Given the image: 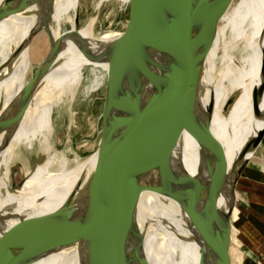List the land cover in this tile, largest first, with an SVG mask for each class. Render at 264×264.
I'll list each match as a JSON object with an SVG mask.
<instances>
[{"label":"water","instance_id":"water-1","mask_svg":"<svg viewBox=\"0 0 264 264\" xmlns=\"http://www.w3.org/2000/svg\"><path fill=\"white\" fill-rule=\"evenodd\" d=\"M182 1L124 2L127 18L109 43L110 78L99 115L100 136L95 150L79 159L92 157L93 161L52 212L47 256L73 250L77 264H126L124 245L114 236L136 220L146 196L160 201L190 183L181 157L188 135L199 156L193 193L199 217L225 255L224 264H244L247 251L240 226V181L264 137V127L250 141L233 175L222 144L210 129L213 92L209 79L217 77L224 60L231 58L224 52L215 74L214 60L223 34L220 24L224 22L226 28L224 16L237 2L192 0L182 13ZM11 3L24 10L33 7L35 0L0 1V22ZM171 9L176 22L190 19L183 24V36L177 43L165 39L167 23L162 14ZM74 27H79L77 11ZM42 29L49 37L47 28ZM213 46L216 54L210 70ZM52 56L48 51L23 90L52 62ZM7 112L0 113V120ZM3 156L0 145V176ZM4 243H0V258L14 247L15 240ZM30 247L20 245L0 264H22Z\"/></svg>","mask_w":264,"mask_h":264},{"label":"bare ground","instance_id":"bare-ground-1","mask_svg":"<svg viewBox=\"0 0 264 264\" xmlns=\"http://www.w3.org/2000/svg\"><path fill=\"white\" fill-rule=\"evenodd\" d=\"M191 1H182L185 5L182 13ZM77 6L78 0H35L33 7L23 10L18 3H11L0 22V113L8 111L0 120V145L4 150L0 243L15 240L14 247L5 251L0 261L27 243L31 247L22 264H77L73 250L47 256L50 219L93 158L69 162L65 156L52 153L27 173L19 188L8 185L15 147L38 135L46 140L53 101L81 82L87 60L109 49V43L116 37V34L94 35L91 23L75 28ZM162 16L167 23L165 39L177 43L183 36V24L190 19L176 22L172 9ZM224 18L232 34L248 31L244 40L247 54L242 63L236 65L233 58H226L220 74L208 78L213 92L210 129L222 144L233 175L250 141L264 127V0H240ZM66 23L69 28H64ZM46 24L58 39L52 62L34 89H30V83L23 90L31 64L30 41ZM210 54L211 70L215 46ZM47 146L48 153L51 149ZM181 157L190 183L160 201L146 196L145 207L136 220L114 236L124 245L126 264H218L219 246L211 239L210 230L194 205L199 156L188 135L182 142Z\"/></svg>","mask_w":264,"mask_h":264},{"label":"rangeland","instance_id":"rangeland-1","mask_svg":"<svg viewBox=\"0 0 264 264\" xmlns=\"http://www.w3.org/2000/svg\"><path fill=\"white\" fill-rule=\"evenodd\" d=\"M10 1L12 0H7V2ZM239 1L234 0V4ZM77 8L78 29L91 23L94 35L118 33L127 18V7L121 0H78ZM69 26L66 23L64 28H69ZM43 27L47 28L50 36L48 37L42 27L34 33L30 41L29 57L31 64L26 74V80L35 73L37 66L46 57L48 51L52 53L54 46L57 44L58 39L52 35L50 26L46 24ZM220 27L223 28V34L219 38L216 60H214L215 74L222 66L224 52V54L234 59L236 65L242 63L247 54L244 49V40L248 35V31L232 34L227 29V24L225 28L224 22L220 24ZM110 65L109 49H104L88 59L82 73L81 82L53 101L50 112V127L45 135L46 138L44 137L46 140L43 139V136L38 135L29 142L18 144L15 147L10 177L8 178L10 188L17 187L25 179L27 173L36 166L41 165L52 153L57 156H65L69 162H73L75 159L89 156L95 150L100 136L99 115L105 86L110 78ZM47 68L48 65L42 68L38 78L31 83L30 89L36 87ZM48 144L51 150L47 153L45 147H48ZM259 156L257 150L255 155L252 156L249 166L255 163L264 171V159H259L261 158ZM241 188L240 181L239 203L242 208ZM232 217L233 219L236 217V210ZM218 250L217 248L216 253L219 252ZM217 255L219 254L217 253ZM244 260V264H252L248 253L244 254Z\"/></svg>","mask_w":264,"mask_h":264},{"label":"crops","instance_id":"crops-1","mask_svg":"<svg viewBox=\"0 0 264 264\" xmlns=\"http://www.w3.org/2000/svg\"><path fill=\"white\" fill-rule=\"evenodd\" d=\"M257 150L261 157L259 159H264V137ZM241 187L243 207L240 226L246 251L252 264H264V171L262 168L255 163L248 165L241 178ZM218 254V264H224L226 257L220 248Z\"/></svg>","mask_w":264,"mask_h":264}]
</instances>
